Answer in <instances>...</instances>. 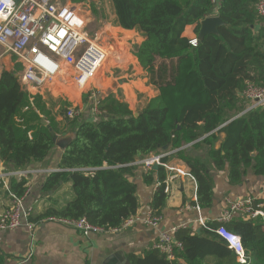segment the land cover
<instances>
[{"label":"trees","instance_id":"16d2710c","mask_svg":"<svg viewBox=\"0 0 264 264\" xmlns=\"http://www.w3.org/2000/svg\"><path fill=\"white\" fill-rule=\"evenodd\" d=\"M86 1L73 0L75 4ZM259 1L222 0L216 10L212 0H110L113 26L136 31L143 38L133 53L157 92L135 111L109 93L97 104L104 115L98 121L68 118L67 102L57 116L63 119L55 124L46 116L42 97H34L32 105L22 90L17 78L21 65L16 64L15 71H4L0 77V138L12 139L10 168L21 172L32 164H49L56 151L54 137L76 134L61 156L60 171L49 174L43 188L50 193L70 183L73 197L61 208L54 199L41 215H34L32 209L29 220L86 219L105 231L122 229L139 208L137 187L131 181L137 171L134 164L152 155L168 153L163 164L186 167L196 180L198 204L204 209L213 207L215 186L206 157L214 170L228 171L231 185L242 183L250 170L264 177V105L250 110V101L241 96L249 83L264 89V25L256 30L262 21L256 11ZM213 16L223 22L217 34L191 46L184 36L186 28L195 27L198 38L201 23ZM45 121H50V128L43 125ZM156 175L162 185L151 209L161 216L170 172L161 166L144 177L152 184ZM11 191L23 197L26 181L12 182ZM251 225L246 239L229 224L226 227L242 236L250 264H264V225L260 220ZM219 226L207 224L199 233L178 230L175 236L183 250L173 261L151 250L144 257L131 256V262L239 264L216 234ZM6 260L0 253V264Z\"/></svg>","mask_w":264,"mask_h":264},{"label":"crops","instance_id":"0c3cea01","mask_svg":"<svg viewBox=\"0 0 264 264\" xmlns=\"http://www.w3.org/2000/svg\"><path fill=\"white\" fill-rule=\"evenodd\" d=\"M113 18L115 19V16ZM94 20L100 21L96 16H94ZM261 25H264V22L261 21L256 30ZM113 28L116 27L110 25V27L104 29L105 38L102 41L107 50H111L110 57L108 56L109 62L98 72L90 85V89L96 91L101 97L113 93L118 99L127 103L131 110L135 111L144 101L157 95L155 89L148 83L143 68L132 53L133 46L141 44L143 38L136 31L120 29L123 33L133 36L134 40H129L132 42L125 45L124 51L118 52L117 46H113V40L119 32H114L115 29ZM184 36L188 39L195 38V27L186 28ZM122 40L127 41L126 39ZM11 69L14 70L15 65ZM21 87L23 91L29 94L22 85ZM56 88L57 92L53 93ZM51 92L46 96L51 97L57 103L51 107L55 110H47V112L56 121L55 124H59L63 119L57 117L61 110L60 108L57 109V106L62 98H65L64 102L70 104L69 107L73 106L81 110L83 114L81 119L90 120V109L92 108L89 101L90 91L79 90L70 80L68 82L60 80L55 83ZM46 96L44 99L42 98L43 101L50 99ZM85 97H87V102L83 101ZM57 136L64 137L66 135ZM219 139L222 140L223 136H220ZM11 143L12 139L8 136L0 138V167L15 171L10 168L13 162H9V159L13 156ZM55 147L56 151L49 164H32L26 170L32 171L33 174L29 178V185H26L29 192L24 195V203L34 209V215H41L48 211L54 199L59 202L57 208H61L73 197L70 183H62L58 189L50 193L43 191L49 174L60 171L59 163L65 150H61L56 145ZM163 155L169 154L165 153ZM205 161L210 168L215 183L214 203L210 209L201 208L198 204L196 182L189 177L178 175L175 171H169L170 177L165 181V185L166 183L169 184V191L166 192L165 190L168 199L166 206L162 209L160 216L162 221L158 228L148 227L136 222L128 228L92 233L86 236L71 226L46 220L36 223L37 227L34 234L26 229L0 230V253L7 258L6 264H132L130 257H144L149 251L153 250V245L163 232H169L174 228L180 230L183 226H186L185 229L189 228L199 233L200 229L203 228V225L199 223V219H204L206 224L218 223V220L222 218L224 212L228 209L229 202L245 200L250 197L254 198L257 194H264V177L256 176L253 172H250L244 177L242 183L234 186L230 184L228 171H216L207 157ZM136 163L134 165L137 171L131 181L137 187L139 208L133 217L143 218L149 211H152L151 204L154 195L162 183L158 180L157 175L152 184L147 182L144 174L149 171H145L142 166L136 165ZM169 166L188 172L182 163ZM11 183L9 188H11ZM261 199L264 200V198ZM11 205L12 198L7 188L0 184V217ZM253 221L257 220L249 219L243 213L238 212L226 226L229 224L235 232L248 235Z\"/></svg>","mask_w":264,"mask_h":264},{"label":"built area","instance_id":"2783aa9c","mask_svg":"<svg viewBox=\"0 0 264 264\" xmlns=\"http://www.w3.org/2000/svg\"><path fill=\"white\" fill-rule=\"evenodd\" d=\"M221 1L212 0L216 10ZM256 11L264 22V0L258 2ZM102 23L95 21L87 9L73 4L70 0H0V62L6 55L15 58L16 64L22 67L19 82L31 97L43 96L44 99L60 80H70L79 89L90 91L89 101L92 108L89 118L90 121H98L104 116L97 105L101 96L92 91L90 85L108 59L105 50L107 48H104L102 43L105 38ZM189 43L197 47L199 40L195 37L190 39ZM241 96L250 101V110L264 105V89L254 84H247ZM31 102L33 105L32 100ZM82 115L77 107L70 106L67 109V117L70 119L80 118ZM164 157L165 155H153L137 162L136 165L142 166L145 171H151L155 166H163L196 182L189 172L163 164ZM32 174V171L15 172L0 167V184L7 188L12 198V205L0 217V230L26 229L31 234L35 233L36 223L29 220L33 208L25 205L24 196L17 197L9 188L12 181L25 180L26 185H29ZM165 190L169 191L168 183ZM259 198H264V194L229 202L228 209L218 220L220 226L216 229V234L235 253L239 264H250L252 258L244 246L242 236L230 231L226 224L240 212L249 219L260 220L264 225V200ZM48 220L71 226L86 236L105 231L86 219ZM161 221L162 217L149 211L143 218H130L123 228H128L136 222L158 228ZM199 223L203 227L207 225L204 219H199ZM185 228L186 226H183L182 229ZM178 230L174 228L163 232L153 245V250L165 255L170 261L175 260L176 253L183 250L182 244L175 236Z\"/></svg>","mask_w":264,"mask_h":264},{"label":"rangeland","instance_id":"374dc122","mask_svg":"<svg viewBox=\"0 0 264 264\" xmlns=\"http://www.w3.org/2000/svg\"><path fill=\"white\" fill-rule=\"evenodd\" d=\"M70 2H72L73 4H75L74 2H73V0H70ZM80 5V7H82L83 9H88L89 10V13L90 14H92V16H96V17H98V19H100V21L101 22H104V23H102V25H103V27L104 28H106L107 29V27H110V25H112L113 26V23H114V21H113V17H114V14H113V11H112V5H111V2H110V0H101V3L99 4V3H96L94 0H87L86 2H84V3H80L79 4ZM94 5L96 6V12L94 13L93 12V7H94ZM115 20V19H114ZM92 24H93V22H91ZM99 24V23H98ZM90 27H92L91 25H90ZM88 29H89V27H88ZM113 29H115V31L114 32H123V31H121L120 29L121 28H118V27H116V28H113ZM104 30V29H103ZM105 33V32H104ZM114 41V40H113ZM112 41V42H113ZM123 41V43H124V45H127L128 43H130V42H132V41H129V40H127V41H125V40H122ZM113 46L115 47V45L113 44ZM135 46V45H134ZM134 46H133V49H134ZM104 48H106L105 46H104ZM106 50V52L108 53V56L110 57V51L109 50H107V49H105ZM112 53V52H111ZM133 53V52H132ZM133 55H134V53H133ZM109 57H108V59H107V61L104 63V65L105 64H107L108 62H109ZM13 58V57H12ZM12 58H11V56H9V55H6L3 59H2V61L0 62V67H1V71H0V74L2 75V73L4 72V71H6V70H9V69H11L12 67H13V65H15L16 66V60L15 61H13L12 60ZM103 65V66H104ZM103 66H102V68H103ZM101 68V69H102ZM100 69V70H101ZM12 70V69H11ZM16 70V67H15V69L14 70H12V71H15ZM99 70V71H100ZM20 74H21V71L20 72H18L17 73V78H19L20 77ZM96 78V77H95ZM92 84V83H91ZM79 89V88H78ZM80 90V89H79ZM51 91H52V89H51ZM57 92V88H56V90L55 91H53V93H56ZM50 93H52V92H50ZM50 93H47V94H50ZM33 97L34 96H32L31 97V100L34 102V99H33ZM43 97V96H42ZM47 97V96H46ZM49 97V96H48ZM47 97V98H48ZM50 98V99H49ZM48 99V101H43L45 104V107H46V110H52V106L54 105V104H56L57 103V101H54L53 99H51V97H49ZM64 99L65 98H62V100L61 101H59V105L57 106V109L58 108H60L61 109V106H64L65 105V103H67V102H64ZM84 101V100H83ZM43 102H42V104H43ZM47 105H48V107H47ZM67 107V106H66ZM66 107H65V109H66ZM69 107V106H68ZM28 108H26V110H27ZM53 110H55V109H53ZM25 112V111H24ZM46 116H48V117H50V119L49 120H51L53 117L52 116H50L49 114H46ZM46 116H44L43 118H46ZM81 118V117H80ZM53 120V123H56V121L54 120V119H52ZM46 123H50V121H45ZM48 123V124H49ZM250 172H252V170H250L248 173H250ZM259 199H261V198H259ZM242 234V233H241ZM242 236L246 239V238H248V236L247 235H245V234H242Z\"/></svg>","mask_w":264,"mask_h":264},{"label":"water","instance_id":"95a60500","mask_svg":"<svg viewBox=\"0 0 264 264\" xmlns=\"http://www.w3.org/2000/svg\"><path fill=\"white\" fill-rule=\"evenodd\" d=\"M94 1L96 3H99V4L101 3V0H94ZM222 25H223V22L217 16H213V17L207 18L206 20H204L201 23V31L199 33L198 40L202 41L207 35L217 34L218 27H220ZM122 39L134 40L133 36H131L129 34H126V33H123V32H119L117 34L115 40H114V45L117 46L118 52L124 51V48H125V45L122 42ZM233 120H231V121H233ZM228 124H225L220 129L224 128ZM43 125L49 127L48 123H46V122H43ZM75 137H76L75 132H70L69 134H67L64 137H59V136L56 135L54 137L53 141H54V144L58 148H60L61 150H66L69 147V145L72 143V141L75 139ZM154 170H158V166H155Z\"/></svg>","mask_w":264,"mask_h":264}]
</instances>
